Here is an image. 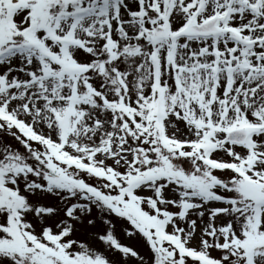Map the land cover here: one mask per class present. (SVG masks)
Here are the masks:
<instances>
[{
	"label": "snow or ice",
	"instance_id": "1",
	"mask_svg": "<svg viewBox=\"0 0 264 264\" xmlns=\"http://www.w3.org/2000/svg\"><path fill=\"white\" fill-rule=\"evenodd\" d=\"M0 264H264V0H0Z\"/></svg>",
	"mask_w": 264,
	"mask_h": 264
}]
</instances>
